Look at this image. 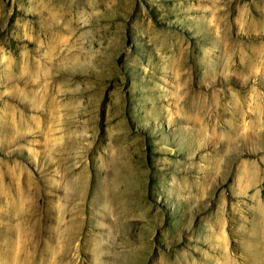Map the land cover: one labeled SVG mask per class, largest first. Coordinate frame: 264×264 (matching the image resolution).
Instances as JSON below:
<instances>
[{
  "label": "rangeland",
  "instance_id": "obj_1",
  "mask_svg": "<svg viewBox=\"0 0 264 264\" xmlns=\"http://www.w3.org/2000/svg\"><path fill=\"white\" fill-rule=\"evenodd\" d=\"M0 264H264V0H0Z\"/></svg>",
  "mask_w": 264,
  "mask_h": 264
}]
</instances>
